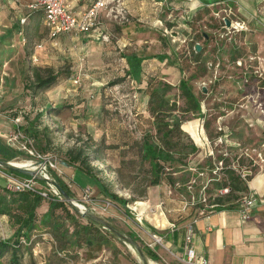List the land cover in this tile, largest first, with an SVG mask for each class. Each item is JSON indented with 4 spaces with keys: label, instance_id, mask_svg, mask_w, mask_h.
I'll return each mask as SVG.
<instances>
[{
    "label": "rangeland",
    "instance_id": "obj_1",
    "mask_svg": "<svg viewBox=\"0 0 264 264\" xmlns=\"http://www.w3.org/2000/svg\"><path fill=\"white\" fill-rule=\"evenodd\" d=\"M29 2L30 0H0V119L6 122L4 128H9L8 133L20 128V132L25 135L21 129L26 126L28 120L34 119L42 112L37 127L42 129L48 126L51 131L50 144L43 142V154L53 159V165L57 169L48 167L50 170L47 169V175L50 179L53 180L56 175L72 191L73 199L83 205L87 211L102 219H110L119 231L134 234L140 239V245H145L151 240L152 231L149 224L140 220V216H136L133 212L128 213V218L111 203L106 212L101 211L100 207L106 201L99 200L96 190L90 186L93 193L89 195L84 193V185L92 184L91 181L89 179L81 181L82 175L78 172L75 175L74 169L65 165L62 160L65 159L66 149L74 145H83V142H87L88 145L98 147L103 144L109 147L104 151L106 161L93 162L92 165L100 169H105L107 166L116 167L118 161L123 159L129 163L124 174L133 181V176L137 173L134 170L135 163L132 162L135 161V149L131 148V143L140 138L137 119L143 113L145 98L137 88L139 85L126 75V64L122 55L131 52L155 55L159 60L165 61L163 67L167 74H159V76L165 77L164 80L176 87L182 76L186 79L193 73L191 66L181 76L176 65V57L173 53H182L185 47L178 48L179 44L174 37L167 36L166 41L162 40L164 25H158L160 29L153 30L156 36L152 38L135 36L132 32L133 27L138 28L143 25L144 28H149L151 25L137 22L136 16L128 13L125 14L124 19H103L107 28L104 30L108 34L105 40L101 38L96 40L92 36L86 37L74 33L50 38L41 21L37 23L38 13L32 14L26 25L19 24V19L29 14L27 12ZM227 5H233L234 10L224 9ZM217 6H220V11L214 14L213 18L219 22L230 17L232 24L229 28L223 25L221 28L210 30L206 27L202 31L212 36L206 50L211 54L215 49L212 54L221 71H212L208 76L191 81L195 95L201 100L203 117L194 118L189 115L188 121L183 126L184 131L200 148L193 159L201 163L214 161L216 157L213 139L207 136L203 128L205 119L214 117V129L217 131L219 126L235 127V122L242 117L253 118L258 131H264L262 124H256L257 119L264 116V88L259 91L255 89L256 93L253 91L246 93L243 87L244 81L237 82L238 78L234 77L237 74L234 73L232 78H227L231 74L230 65L225 60L226 56L220 53L231 42L238 45L257 42L259 58L252 64L255 65V70H259L264 76V0H224ZM177 14L176 11L170 13L175 19ZM181 28L175 29L180 31ZM241 32L244 33L243 40L239 37L234 42V37ZM171 39L175 42H171ZM163 56L167 57V60H163ZM33 67L40 69L43 76L48 70L60 76L52 87L34 94L24 87L25 77ZM46 104L52 109L50 114L44 113ZM223 136L227 138V132ZM206 141L210 143V148ZM22 142L25 140H20L18 144ZM253 156L260 160L257 155ZM244 157L251 161L248 155ZM28 161L36 164L39 162L36 158L28 157L24 151H19L18 157L11 160L13 163ZM3 170L6 171L0 167L2 180ZM110 177L116 182L112 191L126 200L132 197V191L117 183L116 176L111 174ZM35 186L40 187L36 184ZM46 187L50 189L49 186ZM152 189L157 191L158 208L154 211L153 206L149 205L146 208L148 216L154 219L159 218L160 214L161 218L168 219L167 210H172L174 206L170 199L173 201L175 199L172 195L164 199L158 188H150L144 198L135 197V201L129 203V207L136 206L135 202L149 199ZM8 231L11 232L9 226L0 227V237H7ZM120 241L129 255L126 260L121 258L116 261L110 252L104 251L91 260H83L79 264H143L136 249L125 244L121 239ZM50 249L51 244L47 240H40L33 248L36 262H42ZM159 253L161 257L158 261H152L147 257L145 260L154 264H166L169 261V253L162 249Z\"/></svg>",
    "mask_w": 264,
    "mask_h": 264
},
{
    "label": "trees",
    "instance_id": "obj_2",
    "mask_svg": "<svg viewBox=\"0 0 264 264\" xmlns=\"http://www.w3.org/2000/svg\"><path fill=\"white\" fill-rule=\"evenodd\" d=\"M222 1L224 0H205L203 7L195 10L183 22L171 21L172 16L169 20H163V29L169 32L168 35L161 34L162 40L174 37L179 44L178 48L185 47L182 53H173L180 75L193 66V73L186 79L182 76L176 87L159 74L147 76L142 83L143 58L135 52L122 55L126 64V75L139 85L137 88L145 98L143 113L137 119L140 138L131 143V148L135 149V161L132 162L135 163L134 170L137 173L133 176V181L124 174L129 163L123 159L118 161L116 167L107 166L100 169L92 165L93 162L106 161L104 151L109 147L103 144L93 147L83 142V145H74L65 151L63 163L73 168L74 174L80 173L81 181H91L92 184H88V188L92 186L96 190L100 201L116 206L128 218L129 203H133L135 197H146L150 188H158L164 199H168V195L174 197V201L170 199L174 205L172 210H167V218L172 225L190 220L189 226L193 221L216 212L238 209L241 201L248 196V183L260 171V164L255 161L257 159L253 154H250L255 151L256 145L248 138V134H253V125L249 119L242 117L235 122V127L219 126L217 131L214 129L215 118L205 119L203 128L216 146L215 160L206 163L193 159L200 148L183 129L189 115L194 118L203 117L201 100L195 95L191 81L208 76L212 71H221L212 54L215 49L211 54L206 50L212 36L202 30L206 27L209 30L218 29L225 25L223 20L217 22L213 18L214 14L220 11V6L217 5ZM226 8L234 10L233 5H227L224 9ZM35 13L39 14L37 23L41 21L43 24L40 10L30 13L28 19ZM227 19L232 24V18ZM181 24L184 27L176 31L175 28H179L178 25ZM243 36L244 33L241 32L233 41L236 42L239 37L243 40ZM170 41L175 42L173 39ZM197 43L201 45L199 51H196ZM257 45V42L242 45L231 42L220 51L230 65L231 74L227 76V72V78L237 74L234 77L238 78L237 82L244 81L246 93H256L255 89L259 91L264 88L263 74H257L255 65L249 62V58L258 56ZM164 56L163 60H167ZM29 72L25 77L24 87L34 94L52 87L60 76L52 70H48L43 76L40 69L34 67L30 68ZM44 107V113L50 114V105L46 104ZM42 115L41 112L34 119L28 120L26 126L21 129L25 136L34 142L33 148L41 154L44 152L43 142L50 144L51 133L48 126L42 129L37 127ZM226 132L227 141L216 144L215 139L222 137ZM90 141L93 142L91 138ZM123 154L125 155V152ZM18 155L19 151L10 148L0 139V161L9 162ZM245 155H248L251 161L245 159ZM220 161L222 165L217 169L216 165ZM245 171L249 174L242 175ZM2 172L26 177L8 170ZM111 174L116 176L117 183L132 191V197L126 200L112 191L116 182L111 179ZM53 181L73 198L72 191L56 175ZM37 185L40 188L35 190L11 191L4 179L0 178V217L7 218L11 230L9 236L0 237V264H79L104 251L110 252L116 261L127 259L129 255L126 248L115 232L104 229L91 215L82 217L67 202L49 193L43 180H38ZM224 189L228 191L221 193ZM41 192H46L47 197H42ZM103 220L113 230L127 235L136 244L138 242L139 250L145 258L159 260L154 251L155 247L149 248L146 244L141 246L140 239L134 234L119 231L110 219ZM42 239L51 244V249L43 261L38 263L33 257V248Z\"/></svg>",
    "mask_w": 264,
    "mask_h": 264
},
{
    "label": "crops",
    "instance_id": "obj_3",
    "mask_svg": "<svg viewBox=\"0 0 264 264\" xmlns=\"http://www.w3.org/2000/svg\"><path fill=\"white\" fill-rule=\"evenodd\" d=\"M204 1L126 0L125 11L136 16L137 22L151 25L149 28H144L143 25L138 28L133 27L134 35L141 36L140 38H152L155 35L153 30L156 28L159 30V22L163 26V20L166 21V18L169 20L171 12H178L177 18L173 17L171 21L183 22L191 13L203 7ZM178 27L183 28L184 25L181 24ZM136 54L143 58L141 63L142 83L149 75L167 74L165 67H163L165 61L159 60L152 54ZM249 121L253 125V134H248V138L252 144L256 145L253 155H257L261 159L255 160L260 164V171L248 183V196L257 199L258 204L253 209L250 218L246 220L241 218L238 209H234L222 210L191 223L194 234L193 248L197 260L204 259L208 264H264V131H258L253 118H250ZM5 123V121H0V139L2 138L4 142L9 132V128H4ZM256 124H262L264 127V116L257 119ZM88 186V184L84 185V187ZM156 192V189H152L149 199L143 202H135L137 205L129 207V211L138 217L140 216V220L142 219L149 224L150 231L161 236L162 246H155L154 248L158 257H161L159 250L162 249V251L169 253V261H165L166 264H184L181 259L184 258V241L190 220L172 227L171 222L165 217L164 219L161 218L160 214L159 218L151 219L147 215L146 208L152 205L154 211L157 210L155 209L158 208ZM5 226H8L7 218L0 217V227L4 228ZM10 233L8 231L7 236Z\"/></svg>",
    "mask_w": 264,
    "mask_h": 264
},
{
    "label": "built area",
    "instance_id": "obj_4",
    "mask_svg": "<svg viewBox=\"0 0 264 264\" xmlns=\"http://www.w3.org/2000/svg\"><path fill=\"white\" fill-rule=\"evenodd\" d=\"M125 1L126 0H30L27 5V12L30 14L32 12L40 10L42 12V21L44 27L48 31L50 38H57L60 35L66 33H74L92 36L94 39H107L108 34L104 29L103 19H124L125 11ZM28 15H25L19 19V24L21 26L26 25L28 22ZM121 22V21H120ZM161 25V22H159ZM164 35H168V31L163 30ZM174 41V39H173ZM259 57L249 58L250 62H256ZM240 65V63H237ZM256 73L260 74L259 70H255ZM24 139L25 142L18 144L20 140ZM227 141L225 136L218 137L216 139V144H223ZM5 144L16 151H24L25 154L30 158H36L39 162L38 164L31 162L35 168L31 169L38 173V176L45 182L49 193L52 192L54 196L61 198L59 191L53 187L49 181H53L47 175L48 167L56 169L53 165V159L47 157L45 154L38 153L34 148L32 141L23 135L19 128L16 131L8 133L5 137ZM208 148H210V143L206 141ZM209 154H212V150H209ZM261 159V158H260ZM222 162H218L216 168L221 167ZM50 170V168L48 169ZM249 174L248 171L242 173V175ZM5 179L6 186L11 191H22V190H35L37 185V179L30 177H21L9 173H2ZM228 189H224L221 193H226ZM84 193L89 195L93 191L86 187L84 188ZM42 197H47L46 192L40 193ZM193 201V199H192ZM204 201V199H203ZM258 204L257 199L246 196L240 203L238 208L239 214L242 219H249L252 215L253 209ZM109 202H105L100 207V210L106 212L110 207ZM172 227L174 225L171 224ZM193 226L189 225L187 227V233L184 241V258L181 261L184 264H208L204 259L197 260L196 252L193 248ZM151 240L149 243H145L149 248H154L155 246H162V238L156 233L152 232Z\"/></svg>",
    "mask_w": 264,
    "mask_h": 264
},
{
    "label": "water",
    "instance_id": "obj_5",
    "mask_svg": "<svg viewBox=\"0 0 264 264\" xmlns=\"http://www.w3.org/2000/svg\"><path fill=\"white\" fill-rule=\"evenodd\" d=\"M225 27L229 28L230 27V21L228 19H224ZM200 50V46L196 45V51ZM0 167L4 168L5 170L12 171L15 173H18L20 175H24L26 177L34 178L37 180H42L39 176L38 173L34 170L28 169V168H23L16 166L15 163L9 161V162H2L0 161ZM49 183L55 187L60 195L63 201L67 202L71 207H73L82 217H86L88 215H91V217L95 218L98 220L102 225L104 229H110L115 234L121 239L125 244H128L129 246H132L136 249L140 259L142 260L143 264H150L147 260H145V256L140 252L138 245L132 241L128 236L119 233L118 231L113 230L108 223H106L101 217H98L96 215L91 214L89 211L85 209L83 205H80L77 203L73 198H71L65 191H63L60 187H58L54 181H49Z\"/></svg>",
    "mask_w": 264,
    "mask_h": 264
},
{
    "label": "bare ground",
    "instance_id": "obj_6",
    "mask_svg": "<svg viewBox=\"0 0 264 264\" xmlns=\"http://www.w3.org/2000/svg\"><path fill=\"white\" fill-rule=\"evenodd\" d=\"M15 161V160H14ZM32 162V161H31ZM31 162H14L16 166L28 168V169H34L35 166ZM35 163V162H34ZM144 213V212H143ZM148 215V214H147ZM154 218V217H153ZM149 262V261H148ZM150 264H154L153 262H150Z\"/></svg>",
    "mask_w": 264,
    "mask_h": 264
}]
</instances>
